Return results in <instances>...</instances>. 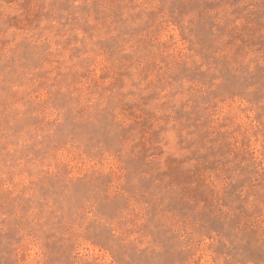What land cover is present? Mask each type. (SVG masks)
I'll use <instances>...</instances> for the list:
<instances>
[{"label": "rangeland", "instance_id": "374dc122", "mask_svg": "<svg viewBox=\"0 0 264 264\" xmlns=\"http://www.w3.org/2000/svg\"><path fill=\"white\" fill-rule=\"evenodd\" d=\"M0 264H264V0H0Z\"/></svg>", "mask_w": 264, "mask_h": 264}]
</instances>
